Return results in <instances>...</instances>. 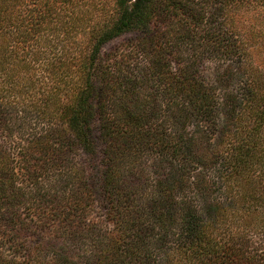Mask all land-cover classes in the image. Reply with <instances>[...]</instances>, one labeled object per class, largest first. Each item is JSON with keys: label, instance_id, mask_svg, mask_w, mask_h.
Here are the masks:
<instances>
[{"label": "trees", "instance_id": "obj_1", "mask_svg": "<svg viewBox=\"0 0 264 264\" xmlns=\"http://www.w3.org/2000/svg\"><path fill=\"white\" fill-rule=\"evenodd\" d=\"M244 6L264 0L71 11L93 20L64 27L89 36V53L67 58L43 106L0 97L4 140L15 114L35 121L18 159L0 143V264H264V70L230 18ZM126 35L123 70L110 44ZM74 151L100 164L104 220Z\"/></svg>", "mask_w": 264, "mask_h": 264}, {"label": "rangeland", "instance_id": "obj_2", "mask_svg": "<svg viewBox=\"0 0 264 264\" xmlns=\"http://www.w3.org/2000/svg\"><path fill=\"white\" fill-rule=\"evenodd\" d=\"M116 0H68L67 2L53 0H0V97L6 101L15 103L22 110L23 107L32 105H44L45 98L57 87V80L54 74L65 69L64 64L68 62L69 57L87 55L91 45L79 43V41L88 42L89 36L83 34H74L73 38L65 36V28L71 26L93 23V20H80L73 15L71 11L78 9L84 11H109L113 10ZM42 7V11H33L34 8ZM33 11V12H31ZM31 13V14H29ZM76 14V13H75ZM27 15L31 16L29 18ZM264 9L240 7L230 12V18L242 31L243 41L249 49L253 65L260 70H264ZM41 18V19H40ZM18 22V23H17ZM83 24H80V23ZM11 23H17L12 30ZM38 23L35 31L29 33L32 24ZM46 29V30H45ZM60 29V30H59ZM11 30V32H10ZM26 38L24 42L22 39ZM129 36L121 37L110 44L111 46L120 45L119 52L115 60L122 59L121 67L128 69L127 55L131 53V46L127 40ZM109 48V47H108ZM107 48V49H108ZM219 53L211 55L206 64L214 69H223L221 60L216 58ZM66 60V62H65ZM124 61V62H123ZM74 71V66H72ZM61 101L63 99L60 98ZM64 101V99H63ZM16 118L14 126V136L4 140L0 134V143H4V148L10 151L16 159L18 151L25 143V137L32 131V124L35 121L19 113L14 115ZM26 134V136L24 135ZM24 137V138H23ZM68 162L70 165H85L90 183L95 190L97 198L94 217L104 220L106 215V204L102 201V175L100 164H97L92 158L74 151L70 153ZM19 173V168L15 169ZM21 174V172L19 173ZM21 176V175H20ZM53 180L55 178H52ZM257 237V242L264 248V239ZM48 247H39L40 251ZM65 247H49L52 252ZM73 251L78 250V255L83 257L84 248L69 247ZM40 255V254H39ZM34 264H40L35 258Z\"/></svg>", "mask_w": 264, "mask_h": 264}]
</instances>
